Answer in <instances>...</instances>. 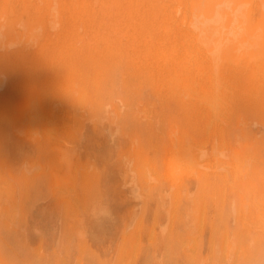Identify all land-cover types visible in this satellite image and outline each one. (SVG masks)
<instances>
[{"label":"rangeland","instance_id":"obj_1","mask_svg":"<svg viewBox=\"0 0 264 264\" xmlns=\"http://www.w3.org/2000/svg\"><path fill=\"white\" fill-rule=\"evenodd\" d=\"M252 53L264 0H0V264H264Z\"/></svg>","mask_w":264,"mask_h":264},{"label":"bare ground","instance_id":"obj_2","mask_svg":"<svg viewBox=\"0 0 264 264\" xmlns=\"http://www.w3.org/2000/svg\"><path fill=\"white\" fill-rule=\"evenodd\" d=\"M66 1V0H65ZM261 1V0H260ZM137 2H138V0H137ZM206 2V1H205ZM176 3V2H175ZM204 3V2H203ZM212 3V2H211ZM229 3V2H228ZM215 4V3H214ZM230 4V3H229ZM232 4V3H231ZM254 4V3H253ZM224 5H225V3H224ZM252 5V4H251ZM222 6V5H221ZM225 6H228V5H225ZM225 6H224V9H222L221 7V9H222V11L220 12V14H224V15H226L227 17H228V20H227V22L223 25L222 23H220V24H218L217 23V21H216V24L215 25H213V24H209V25H206L205 23H203V25H200L199 26V30L201 31V32H204L205 33V35H207L209 38H212V37H214V35H218V36H223V38L225 37V35H224V33L225 32H223V29H229L231 26H232V22L234 21V19H236L235 17H234V19H232L231 17H233V16H230L231 15V12H234V8H232L231 9V11H228V10H225ZM146 7V6H145ZM54 8V7H53ZM227 8V7H226ZM21 9V8H20ZM137 9V8H136ZM197 9V8H196ZM229 9V8H228ZM247 9V8H246ZM218 10V9H217ZM220 10V9H219ZM215 13H216V11L215 10H211V14H209L210 15V19H213V17L215 18ZM113 14V13H112ZM239 14V13H238ZM237 14V15H238ZM241 14V13H240ZM259 14V13H258ZM177 15V14H176ZM225 16V17H226ZM208 17V16H207ZM224 17V18H225ZM256 17V16H255ZM202 18H203V15H202ZM3 19V18H2ZM113 19V18H112ZM196 19V18H195ZM201 19V18H200ZM217 19V18H216ZM238 19V18H237ZM236 19V20H237ZM245 19V18H244ZM205 21H206V19H205ZM212 21V20H211ZM50 22V21H49ZM200 22V21H199ZM207 22V21H206ZM208 22H209V20H208ZM195 23V22H194ZM213 23V22H212ZM4 24V23H3ZM246 24H247V22H246ZM36 25H37V22H36ZM243 25V24H242ZM50 26V25H49ZM189 29V28H188ZM225 31V30H224ZM29 32H31V31H29ZM259 33H261V32H259ZM193 34V33H192ZM199 35V34H198ZM198 35L196 34V36H194V35H192L193 36V39L195 40V41H197L198 43H200V41H202L201 39H199L198 38ZM230 35V34H229ZM16 36V35H15ZM14 36V37H15ZM231 36V35H230ZM21 37V36H20ZM12 39H13V37H11ZM11 40V39H10ZM22 40H23V38H22ZM220 39H216V40H213L216 44L214 45H212V44H209V46H208V52H210L211 54H224L223 52H226L227 51V48H228V46H227V43H224V44H222V45H218V43H217V41H219ZM15 41H16V38H15ZM26 41H27V39H26ZM210 41V40H209ZM213 42V43H214ZM203 43H207V40H203ZM210 43V42H209ZM32 45V44H31ZM231 45L232 46H234V45H239V43H231ZM241 47V46H240ZM232 48H234V47H232ZM248 49V48H247ZM252 57H255L254 59H253V61H252V66L254 67V70H262V69H264V54H258V53H252ZM34 59V58H33ZM232 60V59H231ZM220 61V60H219ZM2 67V66H1ZM43 68V67H42ZM220 70V69H219ZM216 71V70H215ZM219 78H220V76H219ZM218 81H220L219 79H218ZM251 82H250V84H251V86L252 85H254V84H256L257 86H261V85H263V83H264V77L263 76H258V73H255V75L253 76V78L250 80ZM225 84V83H224ZM75 86H76V84H75ZM35 87V86H34ZM190 88V87H189ZM189 88H187V87H185V89L187 90V91H189L188 89ZM224 88V87H223ZM227 88V87H226ZM230 88H232V87H230ZM34 89V88H33ZM215 90V89H214ZM8 92V91H7ZM186 92V91H185ZM32 93H33V91H32ZM215 93V92H214ZM31 95H33V94H31ZM30 95V96H31ZM183 96V95H182ZM185 97H186V95H185ZM189 97V96H188ZM188 99V98H187ZM210 99V98H209ZM28 101V100H27ZM31 101H33V100H31ZM216 101H218V100H216ZM211 103H212V101H210ZM26 103H28V102H26ZM34 103V102H33ZM214 103H215V101H214ZM201 104V103H200ZM220 104V103H219ZM34 105H35V103H34ZM34 105H33V107H34ZM37 105V104H36ZM215 105H217V104H215ZM41 106V105H40ZM39 106V107H40ZM15 107V106H14ZM32 107V108H33ZM38 107V105L36 106V108ZM38 107V108H39ZM206 107V106H205ZM217 107H219V106H217ZM35 107H34V109H36ZM37 108V109H38ZM43 108V107H42ZM52 108V107H51ZM16 110V109H15ZM23 110V109H22ZM54 110V109H53ZM217 110V109H216ZM30 111V110H29ZM16 112V111H15ZM14 112V113H15ZM27 113H28V110L26 111ZM26 112H23V113H26ZM36 112H38V111H36ZM242 112V111H241ZM39 114V115H38ZM216 114H217V112H216ZM239 115V114H238ZM68 116V115H67ZM40 117V118H39ZM24 120L26 121V123H27V126H28V128L29 129H31V128H33V127H36V125H38L40 122H42L41 120H44L45 118H44V113H43V109H39V113H35V112H33V113H30V114H28V115H26L25 116V114H24ZM44 118V119H43ZM41 119V120H40ZM239 119V118H238ZM220 122V121H219ZM43 123V122H42ZM218 123V122H217ZM22 124V123H21ZM41 125V124H40ZM49 125H50V122H49ZM52 125V124H51ZM50 125V126H51ZM54 126H55V124H54ZM217 126V125H216ZM243 126V125H242ZM22 128H23V126H21ZM47 127V126H46ZM208 127V126H207ZM210 127V126H209ZM38 128V127H37ZM51 129V128H50ZM49 129V130H50ZM210 129V128H209ZM234 129V128H233ZM232 129V131H234ZM34 130V129H33ZM37 132V131H36ZM35 132V133H36ZM47 132V131H46ZM209 132V131H208ZM225 132V131H224ZM234 132H236V131H234ZM41 133V132H40ZM37 134H39L38 132H37ZM42 134V133H41ZM217 134V133H216ZM36 135V134H35ZM51 135V134H50ZM52 135H54V134H52ZM196 135V134H195ZM234 135H235V133H234ZM33 136V135H32ZM42 136V135H41ZM211 136V135H210ZM208 137V136H207ZM31 138V137H30ZM29 138V139H30ZM57 138V137H56ZM197 138V137H196ZM32 139V141H34L33 140V137L31 138ZM47 139H49V138H47ZM52 139V138H51ZM28 140V139H27ZM187 140V139H186ZM233 140V139H232ZM236 140V139H235ZM238 140V139H237ZM36 141V140H35ZM178 141V140H177ZM184 141V140H183ZM192 141H193V139H192ZM172 142V141H171ZM176 142V141H175ZM189 142H191V141H189ZM217 143H218V141H216ZM231 142V141H230ZM34 143V142H33ZM185 143H187V142H185ZM254 143V142H253ZM9 144V143H8ZM172 145H173V143H171ZM180 144V143H179ZM178 143H177V145H179ZM193 144V143H192ZM231 144H232V142H231ZM243 144H245V143H243ZM165 145V144H164ZM188 145V144H187ZM233 145H235V144H233ZM175 146V144L173 145V147ZM191 146V145H190ZM239 146V145H238ZM184 147V146H183ZM245 147V146H244ZM176 148V147H175ZM171 149V148H170ZM183 149V148H182ZM216 149V148H215ZM245 149V148H244ZM174 150V149H173ZM190 150V149H189ZM243 150V149H242ZM241 150V151H242ZM246 150V149H245ZM176 151V150H175ZM181 151H183V150H181ZM207 151V150H206ZM250 151V150H249ZM174 153V152H173ZM173 153H171L170 155L172 156V154ZM194 153V152H193ZM223 153H225V152H223ZM242 153V152H241ZM175 154V153H174ZM181 154V153H180ZM205 155H206V153H204ZM243 154V153H242ZM245 154H247V153H245ZM252 154V153H251ZM169 155V156H170ZM189 155V154H188ZM194 155V154H193ZM203 155V154H202ZM201 155V156H202ZM204 155V156H205ZM234 155V154H233ZM237 155V154H236ZM244 155V154H243ZM168 156V157H169ZM170 156V157H171ZM173 156H175V155H173ZM177 156V155H176ZM203 157V156H202ZM201 157V158H202ZM226 157V156H225ZM239 157H241V155L239 156ZM238 157V158H239ZM181 158H183V157H181ZM224 158V157H223ZM227 158V157H226ZM253 158V157H252ZM185 159V158H184ZM193 159H194V157H193ZM204 159V158H203ZM217 159V158H216ZM233 159V158H232ZM235 159H236V157H235ZM200 160V159H199ZM218 160V159H217ZM238 160V159H237ZM203 161H205V160H203ZM234 161H236V160H234ZM239 161V160H238ZM243 161V160H242ZM246 162V161H245ZM248 162V161H247ZM252 162V161H251ZM175 163V162H174ZM200 163H201V161H200ZM204 163V162H203ZM236 163H238V162H236ZM163 164V163H162ZM169 164V163H168ZM184 164V163H183ZM252 164V163H251ZM178 166H179V164H177ZM237 165V164H236ZM250 165V164H249ZM163 167H165L164 165H162ZM169 166H170V164H169ZM172 167V166H171ZM180 167V166H179ZM194 167V166H193ZM238 167V166H237ZM237 167L235 168V169H237ZM187 168V167H186ZM194 168H197V166L195 165V167ZM240 168H241V166H240ZM245 168H246V166H245ZM165 169H167V167L165 168ZM184 169V168H183ZM224 169V168H223ZM244 169V168H243ZM168 170V169H167ZM165 171V170H164ZM169 171V170H168ZM193 171H195V170H193ZM219 171V170H218ZM242 171H244V170H241V172ZM170 172V171H169ZM181 172V171H180ZM186 172V171H185ZM256 172H257V170H256ZM153 173V172H152ZM170 173H172V172H170ZM175 173H176V171H175ZM238 173V172H237ZM236 173V174H237ZM252 173V172H251ZM168 175H169V173H167ZM189 174V173H188ZM195 174H197V173H195ZM242 174V173H241ZM172 175V174H171ZM170 175V176H171ZM260 175H261V173H260ZM180 177H181V175H179ZM195 176V175H194ZM240 176V175H239ZM172 177V176H171ZM175 177V176H174ZM247 177V176H246ZM170 178V177H169ZM196 178V177H195ZM171 179V178H170ZM232 179V178H231ZM173 180V179H172ZM178 180V179H177ZM239 181V180H238ZM173 182V181H172ZM179 182V181H178ZM244 182V181H243ZM253 182V181H252ZM246 182H244V183H242V184H245ZM171 184V183H170ZM176 184V183H175ZM236 184V183H235ZM253 184V183H252ZM240 185V184H239ZM246 185V184H245ZM241 186V185H240ZM239 186V187H240ZM234 187H236V185L234 186ZM242 188V187H241ZM240 188V189H241ZM215 189V188H214ZM251 189V187L249 188V190ZM242 191V190H241ZM255 191V190H254ZM254 191H252L253 193H254ZM251 192V191H250ZM252 192H251V194H252ZM257 193V192H256ZM259 193V192H258ZM250 194V193H249ZM242 196H243V193L241 194ZM253 195V194H252ZM251 196V195H250ZM250 196H247V197H250ZM261 196V195H260ZM246 197V198H247ZM264 198V197H263ZM58 199V198H57ZM240 199V198H239ZM243 199H244V197H243ZM247 199H249V198H247ZM251 199H252V196H251ZM250 200V199H249ZM235 203V202H234ZM244 203V202H243ZM256 203V202H255ZM258 203V202H257ZM228 204V203H227ZM9 205V204H8ZM241 205V204H240ZM244 206V205H243ZM244 208V207H243ZM255 209H257V208H255ZM243 210V209H242ZM244 211H245V209H244ZM264 212V211H263ZM243 213V212H242ZM255 214V213H254ZM257 214V213H256ZM255 214V215H256ZM244 216V215H243ZM264 216V215H263ZM254 217H256V216H254ZM243 218V217H242ZM263 220V219H262ZM264 221V220H263ZM261 222V221H260ZM264 233V232H263Z\"/></svg>","mask_w":264,"mask_h":264}]
</instances>
